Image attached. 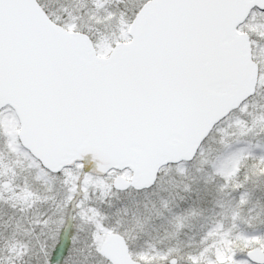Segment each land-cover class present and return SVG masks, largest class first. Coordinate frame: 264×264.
Segmentation results:
<instances>
[{
	"label": "snow or ice",
	"instance_id": "1",
	"mask_svg": "<svg viewBox=\"0 0 264 264\" xmlns=\"http://www.w3.org/2000/svg\"><path fill=\"white\" fill-rule=\"evenodd\" d=\"M232 6V0H87L84 14H90L98 30L103 23L115 21L124 33L107 41L104 55L102 42L93 39L79 17L67 10L70 19L61 23L40 0H0V98L10 97L0 100V120L12 112L14 101L27 130L35 136L58 144L75 142L81 149L64 166L73 167L79 175L74 185L65 178L63 208L29 222L37 233L46 223L54 226L63 218L60 243L50 256L40 251L39 244L34 245L37 264H87V257L79 258L83 225L89 227L90 252L97 253L94 236L106 234L109 225L107 214L92 202L94 192L86 178L99 173L113 190H125L113 183L116 165L99 167V154L108 148L117 150L131 161L124 169L135 171L151 153L182 137L214 79L225 69L226 37L217 14ZM257 7L253 5L234 29L246 24ZM256 22L264 23V17ZM261 39L264 36L256 41L249 36L248 59L257 64L256 82L264 83V67L252 51ZM255 90L253 83L249 95ZM246 102L247 97L241 105ZM196 157L193 152L180 159ZM40 167L50 176L63 175V169H51L42 162ZM259 168L264 169V162ZM249 202L250 197L245 199L241 193L237 207ZM35 238L42 239V234ZM243 254L246 257L247 249ZM160 259L177 264L168 254ZM247 260L257 264L250 257ZM138 264H160V260L138 258ZM185 264H194L191 254Z\"/></svg>",
	"mask_w": 264,
	"mask_h": 264
},
{
	"label": "rangeland",
	"instance_id": "2",
	"mask_svg": "<svg viewBox=\"0 0 264 264\" xmlns=\"http://www.w3.org/2000/svg\"><path fill=\"white\" fill-rule=\"evenodd\" d=\"M40 3L54 19H58L61 23L70 19L66 15V10L79 17L78 22L90 30L93 38L102 42L104 54L108 51L107 41L124 34L115 21L103 23L98 30L95 21L90 19V14H84L87 0H40ZM111 7L115 9L117 4L113 2ZM258 17H264L263 10L253 11L248 22L241 26L248 30L253 41L264 36V23H257ZM252 50L255 60L264 67V39L259 40L258 45H254ZM262 114H264V83L258 82L256 93L215 126L200 148L196 159L164 167L153 187L138 191L133 188L123 191L113 190L103 178L87 177L90 190L94 192L92 202L107 214L106 223L109 228L106 234L94 236L93 242L99 253L97 254L90 252L87 242L89 227L82 226L80 260L87 257V264H108V259L101 253L100 240L110 233L118 232L125 236L130 253L137 260L138 258L141 260L155 258L160 260V264H165L160 258L168 254L170 260H176L177 264H185L191 254L194 264L196 262L222 264L227 260L235 261V259L238 264H245L244 250L264 242V238L251 239L252 236L249 233L251 228L256 227V224L264 219V175H259V172H264V169L259 168V164L264 162V153L262 154L264 115ZM19 126L18 118L13 110L7 117L0 120V191L3 195L0 199L1 245L3 233L9 229L8 234L16 232L14 229L18 221L13 220L15 215L27 213L25 210L21 211L25 206L19 207L16 201L11 200L6 193L21 192L18 196L20 203L26 198L23 194H27L31 189L33 203L30 205H33V208H42V214L46 209L51 216L53 211L59 212L63 208L62 201L67 192L65 178L74 185L79 175L73 167L63 169V175L50 176L46 173L22 147L18 139ZM5 132L7 135H4ZM230 139L241 144L238 150L240 156L235 163L227 160L220 165L221 161L214 159H217L220 149ZM247 141L251 149L254 148V152L243 154L242 146ZM209 161L211 166H208L206 170ZM221 166L224 168L223 171ZM78 167L79 165L75 166L77 169ZM227 167H235V170L241 168L240 173L235 171V176L233 173L230 176L237 178L241 175L245 178L241 177L236 185L230 184L228 177L224 174ZM117 174H122L126 178H130L131 175L127 170L121 173L116 171L115 177ZM241 181L244 184L243 187L240 186ZM241 193L245 194V199L250 197V202L238 208L237 202L241 200ZM49 195L51 199L54 198L53 203L47 202L40 205V202H37H42V199ZM175 209H179L180 212L178 213ZM171 211L174 212L170 213ZM39 215L40 211H32V218ZM171 215L179 216L181 220L176 219L173 224ZM12 221L15 223L11 226ZM163 221L173 225V229L163 228L167 234L162 233V228L158 225ZM183 221L184 228L191 231L187 230L185 233L187 235L184 234L180 238L183 231L177 235L176 230L184 225ZM20 223L23 224L21 225L23 229L26 228L29 231L30 224ZM62 224L61 216L54 226L46 223L43 228L37 230V233L32 230L31 241H35L29 249L31 255L22 258L18 255L19 258L24 260L28 258L30 260L28 264H37L35 244H39L40 251L50 256L52 250L60 243ZM112 228L116 231H112ZM71 232L72 229L69 228V233ZM37 234H42V239H36ZM166 237L167 240H165ZM73 241V247H75V237ZM69 251L71 252L72 249Z\"/></svg>",
	"mask_w": 264,
	"mask_h": 264
},
{
	"label": "water",
	"instance_id": "3",
	"mask_svg": "<svg viewBox=\"0 0 264 264\" xmlns=\"http://www.w3.org/2000/svg\"><path fill=\"white\" fill-rule=\"evenodd\" d=\"M232 5L217 14V23L222 35L226 37L223 44L228 53L224 71L214 79L212 87L198 105L182 137L142 160L139 169L132 171L131 179L121 174L117 175L113 183L119 188L127 189L129 185H133L135 189L153 186V178L157 180L158 177L157 169L159 173L164 165L169 164L166 162H179L183 160L180 159L181 156L191 155L193 152L197 154L215 124L238 108L245 97L249 98L255 93L249 95L252 93L253 83L257 85V64L248 59L249 34L239 32L238 29H234V25L248 16L253 5L264 9V0H232ZM97 56L99 59L104 58L98 54ZM9 99L7 95L0 98L3 101ZM13 109L20 120L18 135L21 143L48 168L63 169L81 154L80 146L75 142L58 144L35 136L27 130L23 115L14 101ZM99 160L101 168L105 165H116L117 169L121 170L125 165H131V161L124 154L110 148L99 154ZM101 251L112 264H138V260L130 256L124 236L119 233H111L102 240ZM248 255L256 262H264V251L260 247L251 249ZM224 264L234 263L227 261Z\"/></svg>",
	"mask_w": 264,
	"mask_h": 264
},
{
	"label": "trees",
	"instance_id": "4",
	"mask_svg": "<svg viewBox=\"0 0 264 264\" xmlns=\"http://www.w3.org/2000/svg\"><path fill=\"white\" fill-rule=\"evenodd\" d=\"M226 145L228 146L227 148L225 147ZM239 146H241V144L238 141H235L232 139L228 140L226 142V144H224L223 147L220 149L219 156L217 157V159H214V160L215 161L220 160L221 161L220 165H222L224 163V161H227V160H232V162L235 163V160L238 159V157L240 156L239 155L240 151H238ZM242 148L244 149L243 154H245L246 152H248L249 154L254 152V148L251 149V146L248 144V141L246 142V144H244L242 146ZM263 153H264V150H262V154ZM209 163H210V161L207 164L206 170H208V166L209 167L211 166V163H210V165H209ZM221 167H222L221 170L223 171L224 168H223V166H221ZM241 170H242L241 168H238L237 170H235V167H227L226 168L224 174L226 175V177H228L227 180L230 181V184L236 185L240 181L241 177H243V179L245 178V176H241V175L238 176L237 178L230 176L232 173L234 175L235 171L240 173ZM213 173L217 174L218 172H213ZM31 192L32 191L30 189L27 194H23L24 197H26V198L24 199V201L23 200L21 201V202H24L23 206H19L21 208H23L25 206L23 209H21V211L24 212V210H25V211H27V213L26 212L21 213V214L17 213V215H15V218L13 219L14 221L15 220L18 221V224L16 225V227L14 229V231H16V232H14L13 234H11V233L8 234V231L10 230L9 229L5 233H3L2 245L0 244L1 245V247H0L1 264H26L28 261H30L28 258H25V260L21 259V258L22 257H29V254H30L29 249L31 248L32 243L35 241V240L31 241V239H33V238L30 237L31 236L30 234L32 233V229H31L32 226L28 225V227L29 226H31V227L29 228V231H27L26 228L23 229L24 227L21 226L23 224H21L20 222L30 224L29 222L36 218V217L32 218V211L33 212L40 211V215L42 214V208H39V207L33 208V205H30L31 203H33V197L30 195ZM22 193H24V192H22ZM32 194H33V192H32ZM47 202L53 203L54 198L51 199V195H49L48 197H44L42 199V202H40V205L47 203ZM44 210H45V213H43V214L48 215V213L46 212V209H44ZM175 211H177L178 213L180 212L179 209H177V210L175 209ZM172 212H174V211H171L170 213H172ZM183 213H185V212H183ZM176 219H177L176 216L173 215L172 216L173 224L175 223ZM172 221H170V222H172ZM13 223H15V222L12 221L10 223V225L12 226ZM182 224H184V225L181 228H179L178 230H176L177 235H179L178 233L180 231H183V234L180 236V238L184 236V234L187 232V230H190L188 228H184L185 227L184 221ZM158 225L163 227V228L165 227V228L173 229V225H170L168 221L167 222L166 221L160 222ZM158 235H159V233H158ZM185 235H187V234H185ZM0 236H1V234H0ZM167 239L168 238L166 237L165 240H167ZM18 255H21V258H19L20 256H18ZM26 259H28V260H26ZM108 264H109V262H108Z\"/></svg>",
	"mask_w": 264,
	"mask_h": 264
},
{
	"label": "flooded vegetation",
	"instance_id": "5",
	"mask_svg": "<svg viewBox=\"0 0 264 264\" xmlns=\"http://www.w3.org/2000/svg\"><path fill=\"white\" fill-rule=\"evenodd\" d=\"M256 9H259V8H256ZM261 10V9H260ZM264 11V10H263ZM242 26V25H241ZM238 30H240L241 32H247V31H244L243 30V27H241L240 29H238ZM248 33V32H247ZM249 34V33H248ZM250 35V34H249ZM93 39H96L95 37L93 38ZM107 54V53H106ZM106 54H104V55H106ZM257 91V90H256ZM231 114V113H230ZM229 114V115H230ZM228 115V116H229ZM227 116V117H228ZM226 117V118H227ZM262 170V169H261ZM128 171V170H127ZM98 177V176H97ZM243 182L241 181V183H240V186H242L243 187ZM2 192L0 191V194H1ZM6 195L8 196V197H10V199L12 200H14V201H16V204H18L19 206H23V202H18V196H20V193H17V191H14L13 193H6ZM263 221H264V219H263ZM257 226L256 227H253V228H251L250 230H249V233L251 234V236L252 237H250L251 239H261V238H264V236L262 237V235L261 234H264V222H262V221H259V223H257L256 224ZM162 229H161V232L162 233H165V234H167L165 231H164V229H163V227H161ZM243 232V231H242ZM240 233V232H239ZM238 233V234H239ZM124 238H125V236H124ZM240 238H241V235H240ZM239 238V240H241ZM103 239V238H102ZM102 239L100 240V242L102 241ZM125 240H126V243H127V246H128V249H129V252H130V248H129V244H128V241H127V239L125 238ZM255 247H260L263 251H264V242L262 243V244H260V245H254L253 247H251L249 250H247V254H246V257H244V258H246V260L244 259V262H245V264H248V260H247V257H249V255H248V252L251 250V249H253V248H255ZM100 250H101V247H100ZM101 253H102V251H101ZM105 257V256H104ZM237 258V257H236ZM252 260V259H251ZM227 261H232L234 264H238L237 263V260L235 259V261H233V260H227ZM227 261H225V262H227ZM254 261V260H253ZM109 262V261H108ZM225 262H223L222 264H224ZM256 262V261H255ZM110 263V262H109ZM111 264V263H110ZM257 264H264V262H257Z\"/></svg>",
	"mask_w": 264,
	"mask_h": 264
}]
</instances>
